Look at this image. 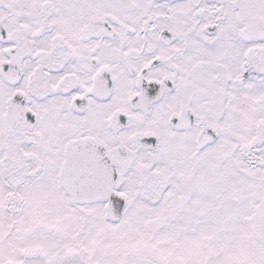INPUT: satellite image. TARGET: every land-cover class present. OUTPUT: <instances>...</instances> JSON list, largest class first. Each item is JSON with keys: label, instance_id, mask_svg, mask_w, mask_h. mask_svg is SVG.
I'll return each mask as SVG.
<instances>
[{"label": "snow or ice", "instance_id": "obj_1", "mask_svg": "<svg viewBox=\"0 0 264 264\" xmlns=\"http://www.w3.org/2000/svg\"><path fill=\"white\" fill-rule=\"evenodd\" d=\"M0 264H264V0H0Z\"/></svg>", "mask_w": 264, "mask_h": 264}]
</instances>
